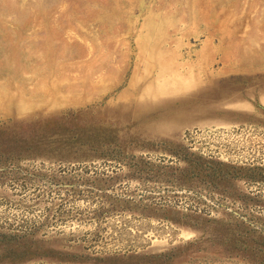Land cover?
Returning a JSON list of instances; mask_svg holds the SVG:
<instances>
[{"label":"rangeland","instance_id":"rangeland-1","mask_svg":"<svg viewBox=\"0 0 264 264\" xmlns=\"http://www.w3.org/2000/svg\"><path fill=\"white\" fill-rule=\"evenodd\" d=\"M261 50L264 0H0V264H264Z\"/></svg>","mask_w":264,"mask_h":264},{"label":"bare ground","instance_id":"bare-ground-1","mask_svg":"<svg viewBox=\"0 0 264 264\" xmlns=\"http://www.w3.org/2000/svg\"><path fill=\"white\" fill-rule=\"evenodd\" d=\"M226 45L227 47L231 48L232 50L238 51L240 53H242L245 56H248L246 52H241L240 50H243L240 46H236L233 44L232 41L227 40L226 41ZM248 45L251 46V48L256 46L255 42H251L248 40ZM262 51V50H261ZM259 52L260 55L264 54V51ZM211 52V51H210ZM209 53V52H208ZM210 54V53H209ZM212 54V53H211ZM214 54V53H213ZM208 55V54H207ZM160 60V59H159ZM163 60V59H162ZM262 64L264 65V56L262 57ZM172 61H166L164 60V62H160V69L159 72L157 74V85L156 87H154L153 89L154 94H166V93H179L182 92L183 90L186 89V87H189L192 84V79H186L185 81H183L181 79V76L179 74H176V69H173V65L178 68L177 64H172L170 63ZM170 66V69L169 67ZM192 67V66H191ZM208 69L210 68L209 66H207ZM264 67V66H263ZM193 68V67H192ZM200 68V67H199ZM187 70V69H186ZM191 70V69H190ZM227 70V69H226ZM223 71V70H222ZM189 72V71H188ZM212 71H210L211 73ZM214 72V71H213ZM196 73V72H195ZM183 74V73H182ZM190 74V73H189ZM193 75V74H192ZM198 75V74H197ZM201 75V74H200ZM194 76V75H193ZM196 77V76H195ZM194 77V78H195ZM197 78V77H196ZM194 82V81H193ZM195 83V82H194ZM194 85V84H193ZM152 91V90H151ZM186 92V90H185ZM147 93H144V95ZM159 97V96H158Z\"/></svg>","mask_w":264,"mask_h":264}]
</instances>
